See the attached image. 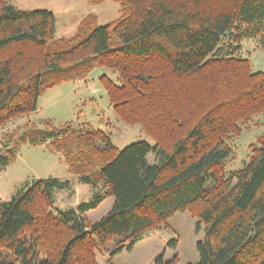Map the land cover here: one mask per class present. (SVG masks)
I'll list each match as a JSON object with an SVG mask.
<instances>
[{
    "label": "trees",
    "instance_id": "trees-1",
    "mask_svg": "<svg viewBox=\"0 0 264 264\" xmlns=\"http://www.w3.org/2000/svg\"><path fill=\"white\" fill-rule=\"evenodd\" d=\"M112 1L117 19L46 50L53 13L0 0V125L97 65L117 73V82L99 77L115 114L153 141L118 148L104 131L70 122L30 135L31 144H51L93 193L59 209L55 193L68 182H24L0 201V264H98L95 250L108 243L114 264L112 255L186 209L198 215L203 237L197 261L185 264H264V135L240 168L223 169L238 121L264 113V72L234 55L244 38L264 47V0ZM10 158L0 153V168ZM108 196L110 211L90 222L85 213Z\"/></svg>",
    "mask_w": 264,
    "mask_h": 264
},
{
    "label": "rangeland",
    "instance_id": "rangeland-1",
    "mask_svg": "<svg viewBox=\"0 0 264 264\" xmlns=\"http://www.w3.org/2000/svg\"><path fill=\"white\" fill-rule=\"evenodd\" d=\"M10 5L23 9H46L54 16L53 37L46 44L51 50L58 44L68 47L99 25L110 23L121 14L116 1L105 0L92 3L89 0H7ZM236 56L248 59L252 71L264 72V47L259 39L244 38ZM82 68L77 71L81 73ZM102 74L117 82L116 71L104 66H93L85 76L74 77L45 89L37 99L36 110L16 116L0 125V153L10 155L7 165L0 168V201H9L24 182L38 178H57L68 182V187L56 191L55 206L65 208L92 197V189L71 174L63 156L48 142L31 144L30 135H41L49 124L55 127L70 122L78 129H100L118 148L152 139L139 123L128 124L114 112L106 90L100 80ZM240 132L226 139L231 154L223 164L225 174L240 168L250 155L251 147L257 145L264 135V113L238 121ZM9 144L7 150L5 145ZM149 163L153 156H147ZM113 197H106L96 208L85 213L90 222L98 220L110 211ZM55 214L54 208H51ZM203 237V225L192 210L175 212L165 223L148 230L130 249L124 248L111 257L114 264H157L161 257L167 262L176 256L172 264L195 262L198 253L195 244ZM171 243H173L171 245ZM108 243L95 250L98 264H107Z\"/></svg>",
    "mask_w": 264,
    "mask_h": 264
}]
</instances>
